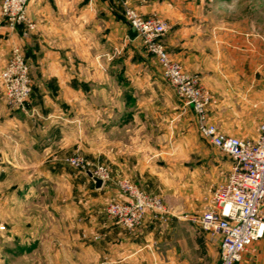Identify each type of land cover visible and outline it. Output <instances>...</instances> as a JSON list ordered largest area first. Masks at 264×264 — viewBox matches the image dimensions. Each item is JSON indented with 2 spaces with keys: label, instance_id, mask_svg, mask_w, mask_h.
Instances as JSON below:
<instances>
[{
  "label": "crops",
  "instance_id": "1",
  "mask_svg": "<svg viewBox=\"0 0 264 264\" xmlns=\"http://www.w3.org/2000/svg\"><path fill=\"white\" fill-rule=\"evenodd\" d=\"M128 1L144 17L156 16L166 22L168 30L162 42L187 74L197 77L203 88L223 92L218 94L221 98L213 97L210 105L212 110L214 107L217 110L214 117L217 126L223 132L230 131L232 136L243 138L240 132L245 130V124L242 127L239 124L246 122L254 132L250 138L257 137L259 126L264 123L262 0H255L254 12L251 2L244 1L242 18L236 12L238 0ZM223 12H228V22L223 21ZM27 14L35 23V30L25 39L20 37V29L11 32L0 22V73L12 45L20 44L31 66L32 86V98L27 105L31 109L29 114L7 108L0 82L3 158L0 178L13 179L28 167L54 160L55 155L78 139L85 148L98 137L99 162L107 166L111 178L131 180L147 193L161 197L171 211L165 224L146 214L142 223L131 231L106 215L89 214L77 225L79 232H73L85 254H35L34 264H201L205 252L216 263L218 242L189 220L203 212V193L187 188L186 178L192 177V172L179 159L170 158L172 143L185 140L181 137L172 142L173 128L180 125L182 135L192 131V124L188 123L194 122L192 111L179 104L181 123L173 124L170 114L173 106H169L167 123L157 133L160 124L148 116L155 114L154 108L149 107L151 99L161 95L156 91L159 76L144 72L139 76L127 74L132 90L126 95L129 105L125 107L123 92L109 91L108 86L111 69L120 64L122 72L125 62L104 60L101 70L93 59L92 29L99 24L111 36L122 34L125 29L122 5L118 0H31ZM118 81L117 85L125 83L121 76ZM93 85L104 90L103 98H119L122 105L93 106L92 99L102 95ZM228 90L234 91L236 105L245 106L248 111L247 120L239 121L237 128L225 127L228 121L236 123L232 115L222 110L226 104L224 91ZM164 94L170 95L167 91ZM76 114L83 115L85 120L82 138L76 133L79 131ZM93 114L103 116L98 125L99 136L86 134L89 129L86 116ZM93 189L103 197L105 206L125 199L110 182L104 183L100 190L93 184ZM88 192V207L92 209L91 189ZM94 237L98 239L92 242ZM0 264H6V259L0 258ZM236 264H264V237Z\"/></svg>",
  "mask_w": 264,
  "mask_h": 264
},
{
  "label": "rangeland",
  "instance_id": "2",
  "mask_svg": "<svg viewBox=\"0 0 264 264\" xmlns=\"http://www.w3.org/2000/svg\"><path fill=\"white\" fill-rule=\"evenodd\" d=\"M244 1L246 4L251 2L252 12H254V8L257 6L255 0H238L236 12L241 15H239L241 18V13L245 6ZM261 5L264 12V0H262ZM221 16L225 22H228L230 19L228 12L221 13ZM124 23L125 29L122 34H115L116 36H111L109 32L105 33L99 24H95L97 26L92 29L93 34L91 36L93 59L98 61L97 64L101 70L103 68L100 65H102L104 60L120 59L125 62L122 72L120 64H118L117 68L111 69L109 73L110 82L108 81L110 83L108 84L109 91L123 92V103H126L123 105L125 107L129 105L126 95H129V92L132 90L129 86L130 82L126 77L127 74L139 76V74L143 75L146 73L156 78L159 76L156 91L160 92L161 95H157L151 99L149 107L154 108L155 114L148 116L152 121L160 124L161 127H157L158 133V130H162V125L167 123L165 120L169 117V111L166 110H170L169 106H173L172 111H170L173 124L181 123L177 106L181 104L185 108L190 109V107L162 79L160 68L155 58L146 52L142 46L141 39L126 24V20ZM115 42L118 45L115 46ZM110 48L112 51L109 50ZM137 65L139 67H135ZM118 76H121L122 80L125 81L124 85H117ZM145 85L148 86V83H145ZM97 86L99 87V85H93V89L101 91L102 95L92 99L93 106L115 108V106L120 107L122 105L119 98L116 100L103 98L104 90L102 88H95ZM150 87L152 86L150 85ZM142 89L144 90L145 88L142 86ZM203 89L210 96V102L213 100V97L214 99L221 98L218 95L219 93L223 94V92H212L211 90ZM164 91H167L170 95H163ZM224 93L226 104L222 105V110L226 114L232 115L233 120H236V123L226 122L225 127L237 128L239 121L247 120L248 111L245 106L236 105L233 98V90L224 91ZM31 98L32 93L29 102ZM209 109L211 110V112L209 111L211 121L216 124L214 117H217V113H215L217 110L215 107L212 110L210 106ZM30 111L31 109L28 108L27 112L29 114L31 113ZM124 114H126L125 111ZM76 116V124L79 126V129L77 128L79 131H76V133H78V136L80 134L82 138L84 134L82 127L85 120L83 115L78 116L76 114ZM193 116L194 122L193 120L188 121V123L192 124L193 130L187 132L186 135L181 134L180 125L176 129L173 128L172 142L178 141L181 137L185 138V140L182 143H172L173 147L171 148L170 158L173 160L179 159L180 163L189 170V173L192 172L193 176L186 178L187 188L201 191L203 193L202 203H204V197L225 180L231 160L222 152L213 148L200 136L195 126V115L193 114ZM101 118L103 116H100V114L86 116V126L89 128L86 132L87 135H89L88 133L94 136L100 135L98 125ZM65 124L66 126L69 125L67 122ZM239 125L241 127L245 126V130L240 132L243 134V138L253 136L254 132L250 128V124L241 122ZM225 133L232 136L230 131H225ZM177 134H181L182 136ZM98 140L97 137L93 140L91 146L89 145L84 148V143L78 139L77 143L69 145L62 149L58 153L59 155H55L54 160L51 159V161H45L42 164L35 161L37 165L39 164L38 166L33 168L28 167L24 172L20 171L13 179H10V177L7 179L0 178V258L2 260L5 258L6 264H34L35 254H85L83 248L79 245L78 239L73 236V232H79L77 225L82 223L84 216L93 213L108 216L105 211L106 203L103 201L100 193L94 191L93 182L86 175V170L72 167L66 160L71 157H80L90 164V168L97 165L107 167L99 162ZM49 154H52L51 149L49 150ZM115 180L112 178L110 183L117 188L114 183ZM138 187L143 190L140 186ZM89 189L92 191L90 194L92 209L88 207L89 192L87 193V191ZM143 191L146 192L145 190ZM148 194L155 195L152 193ZM159 198L162 200L161 197ZM163 204L165 205L164 202ZM72 208L74 211H72ZM167 209L169 210L168 207ZM169 212L171 211L169 210ZM200 214H195L191 217H198ZM197 226L200 228L198 224ZM201 231L204 232L202 229ZM204 233L207 234L206 232ZM97 239V237H94L91 240L94 242ZM215 261V258H212L205 252L201 264H216Z\"/></svg>",
  "mask_w": 264,
  "mask_h": 264
},
{
  "label": "built area",
  "instance_id": "3",
  "mask_svg": "<svg viewBox=\"0 0 264 264\" xmlns=\"http://www.w3.org/2000/svg\"><path fill=\"white\" fill-rule=\"evenodd\" d=\"M30 2H0V22L11 32L20 29L23 39L35 30V23L27 14ZM118 2L123 7L128 26L139 36L146 52L155 58L162 79L192 110L197 132L231 160L225 180L204 197L203 212L189 220L197 223L211 240L218 242L216 264H236L255 242L264 237V123L259 126L255 138H240L223 132L211 121L210 96L199 79L187 74L165 49L162 37L168 30L166 22L156 16L144 17L128 0ZM30 67L21 45L13 44L0 73L2 99L10 110L27 112L32 93ZM2 160L0 151V164ZM66 162L90 171L103 184L112 180L105 166L90 168V164L80 157L68 158ZM114 183L125 199L109 202L105 211L122 228L135 229L146 214L160 224L167 222L170 212L159 197L144 192L127 178L117 179Z\"/></svg>",
  "mask_w": 264,
  "mask_h": 264
},
{
  "label": "water",
  "instance_id": "4",
  "mask_svg": "<svg viewBox=\"0 0 264 264\" xmlns=\"http://www.w3.org/2000/svg\"><path fill=\"white\" fill-rule=\"evenodd\" d=\"M86 175L93 182L94 188L96 190H100L103 186V181L96 176H94L90 171H86Z\"/></svg>",
  "mask_w": 264,
  "mask_h": 264
}]
</instances>
